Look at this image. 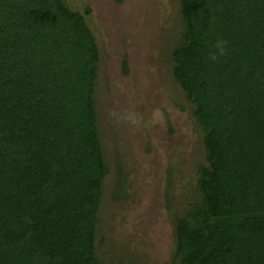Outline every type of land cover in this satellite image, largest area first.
<instances>
[{
    "label": "trees",
    "instance_id": "16d2710c",
    "mask_svg": "<svg viewBox=\"0 0 264 264\" xmlns=\"http://www.w3.org/2000/svg\"><path fill=\"white\" fill-rule=\"evenodd\" d=\"M179 3L172 74L193 106L207 165L198 199L171 215L174 261L264 264V0ZM221 38L228 54L212 61ZM98 61L84 16L64 0H0V264H100L109 168ZM123 185L120 177L117 192Z\"/></svg>",
    "mask_w": 264,
    "mask_h": 264
},
{
    "label": "rangeland",
    "instance_id": "374dc122",
    "mask_svg": "<svg viewBox=\"0 0 264 264\" xmlns=\"http://www.w3.org/2000/svg\"><path fill=\"white\" fill-rule=\"evenodd\" d=\"M64 3L84 16L99 48L94 99L109 172L97 211L96 259L179 264L171 215L182 216L198 199V169L207 165L193 106L172 74V52L184 27L179 0ZM129 111L138 126L111 115ZM120 177L124 185L117 192Z\"/></svg>",
    "mask_w": 264,
    "mask_h": 264
},
{
    "label": "clouds",
    "instance_id": "9594fccd",
    "mask_svg": "<svg viewBox=\"0 0 264 264\" xmlns=\"http://www.w3.org/2000/svg\"><path fill=\"white\" fill-rule=\"evenodd\" d=\"M213 47L214 52L209 55V59H211L212 61H217L220 57H224L228 54V41L225 39H218ZM111 115L117 120L130 122L133 126H138L140 124V120L137 118V114L132 111L126 112L124 114L113 112L111 113Z\"/></svg>",
    "mask_w": 264,
    "mask_h": 264
}]
</instances>
